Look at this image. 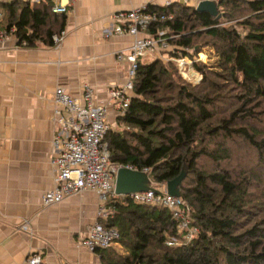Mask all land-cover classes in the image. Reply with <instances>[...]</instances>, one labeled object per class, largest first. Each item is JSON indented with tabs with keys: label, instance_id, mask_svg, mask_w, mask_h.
Instances as JSON below:
<instances>
[{
	"label": "trees",
	"instance_id": "obj_1",
	"mask_svg": "<svg viewBox=\"0 0 264 264\" xmlns=\"http://www.w3.org/2000/svg\"><path fill=\"white\" fill-rule=\"evenodd\" d=\"M52 6L0 1V29L14 27L28 48L52 46L67 19ZM216 9L147 4L172 15L151 30L166 29L171 45L190 50L170 56L193 59L209 47L214 58L193 63L196 84L174 62L139 61L130 102L103 138L111 162L146 168L155 184L184 172L178 190L199 232L168 246L178 237L168 209L119 196L100 219L119 232L96 252L103 264H264V0H216Z\"/></svg>",
	"mask_w": 264,
	"mask_h": 264
},
{
	"label": "crops",
	"instance_id": "obj_2",
	"mask_svg": "<svg viewBox=\"0 0 264 264\" xmlns=\"http://www.w3.org/2000/svg\"><path fill=\"white\" fill-rule=\"evenodd\" d=\"M61 2L69 11L58 45L17 47L9 36L0 48V264H25L34 252L42 256L41 264H103L98 253L82 246L102 204L93 191L42 205L44 192L53 185L51 98L59 86L78 96L87 83L95 98L105 101L111 86L124 84L129 64L116 54L133 38L107 36L105 30H112L115 12L149 1ZM151 3L162 5L163 0ZM116 115V108L109 106L110 127H116ZM24 221L31 234L19 229Z\"/></svg>",
	"mask_w": 264,
	"mask_h": 264
},
{
	"label": "built area",
	"instance_id": "obj_3",
	"mask_svg": "<svg viewBox=\"0 0 264 264\" xmlns=\"http://www.w3.org/2000/svg\"><path fill=\"white\" fill-rule=\"evenodd\" d=\"M28 1L40 2L41 0ZM148 1L151 3L155 0ZM201 1L216 2V0H163V5L178 2L189 7H196ZM51 2L53 3V12L68 13L69 8L61 0H51ZM146 7L147 4L115 12L112 15L114 20L112 30H105L107 36L114 33L129 35L133 38L127 49L116 54V58L125 59L129 64L128 78L124 84L111 86L105 101L97 100L93 88L87 83L82 85L78 96L69 94L59 86L55 88L51 98L54 105L53 123L55 127L52 139L54 154L51 158L53 185L44 192L42 205L49 206L59 203L64 198L83 190L93 191L102 201V204L97 208L96 221L88 227L86 236L82 240V246L90 252L106 249L118 239V230L105 228L100 223V219L112 214L113 201L119 196H128L137 203L158 205L168 209L176 221L178 234V237L167 239L166 244L168 246L184 245L199 232L198 226L191 222L189 207L185 205L180 196L169 195L165 187L161 191L147 189L124 195L114 193V178L118 168L121 166L135 168L130 165L113 163L110 160L108 145L103 141L104 135L110 128L108 121L109 106L115 107L117 114L122 113L128 106L133 90L132 80L138 68L139 60L143 56L157 54L158 58L166 57V59L175 61L184 77H187L185 70L190 63L189 59H185L186 57L170 56L169 53L173 51L180 54L181 51L190 50L187 47L171 45L169 43L170 36L166 29L155 28L151 30L157 23L171 19L172 15L146 10ZM1 19L2 13L0 12ZM14 31V27L8 30L0 29V48L9 36L15 38ZM64 34L65 31H62L60 34L53 35V43L58 45ZM16 46L25 47V42L22 41ZM143 171H147V169L144 168ZM28 223V221H24L19 229L31 234ZM41 261L42 256L34 252L26 257L25 264H41Z\"/></svg>",
	"mask_w": 264,
	"mask_h": 264
},
{
	"label": "water",
	"instance_id": "obj_4",
	"mask_svg": "<svg viewBox=\"0 0 264 264\" xmlns=\"http://www.w3.org/2000/svg\"><path fill=\"white\" fill-rule=\"evenodd\" d=\"M195 9L198 11H208L213 15L217 14L215 1H201ZM217 17H219V15H217ZM141 171L124 166L119 167L114 178V193L116 195H124L135 191L152 189L146 185L147 181L144 180V176L142 175V173H144L146 177L148 176V172ZM184 176V172H181L178 176L166 182L165 188L169 195L180 196L178 185L181 183Z\"/></svg>",
	"mask_w": 264,
	"mask_h": 264
},
{
	"label": "rangeland",
	"instance_id": "obj_5",
	"mask_svg": "<svg viewBox=\"0 0 264 264\" xmlns=\"http://www.w3.org/2000/svg\"><path fill=\"white\" fill-rule=\"evenodd\" d=\"M153 55L154 54H147V55H145V56H143L141 58V61H143V62H149V61L155 59V57ZM163 58H164V59H162L163 62H174L175 63V61H173L171 59H166V57H163ZM213 58L214 57H213V55H212L209 47H203L201 49V51L197 55L193 56V59H190L189 57H186L185 59L186 60L189 59V61H190V63L188 64V68H186V70H185V72L187 73V77H184V75L181 74V72L179 71L178 66H177L176 63H175V65L177 66V69H178L179 73L181 74V76L184 79L192 82L193 84H196V83H198L201 80V77L199 78V76H200V75H198L199 72H197L193 68V63L196 61V62H200V63L209 64L213 60ZM191 60H192V62H191ZM141 172H143V171H141ZM142 175L144 176V180L147 181V184L146 185L149 186L150 188H152L153 190H155V191H161L164 188L163 185H158V184H155L154 182H152L149 179L148 176L145 177V174L144 173H142ZM118 248L120 249V247H118ZM122 252H123V249H122Z\"/></svg>",
	"mask_w": 264,
	"mask_h": 264
}]
</instances>
